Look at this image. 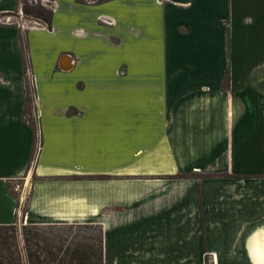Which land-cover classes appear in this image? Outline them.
I'll use <instances>...</instances> for the list:
<instances>
[{
	"label": "crops",
	"instance_id": "0c3cea01",
	"mask_svg": "<svg viewBox=\"0 0 264 264\" xmlns=\"http://www.w3.org/2000/svg\"><path fill=\"white\" fill-rule=\"evenodd\" d=\"M51 1L0 0V225L27 198L102 264L264 258V0Z\"/></svg>",
	"mask_w": 264,
	"mask_h": 264
},
{
	"label": "rangeland",
	"instance_id": "374dc122",
	"mask_svg": "<svg viewBox=\"0 0 264 264\" xmlns=\"http://www.w3.org/2000/svg\"><path fill=\"white\" fill-rule=\"evenodd\" d=\"M24 4L32 8V12H36L38 9H42L45 12H49L51 10V8H49L47 5H42L40 0L31 3H29L28 0H24ZM27 110L30 112L29 108ZM30 179H35V177L31 175L28 180ZM28 180L25 183L23 180L14 181L12 183L14 191L16 193L21 191L26 193L28 191L29 185ZM26 200L27 198L23 199L20 212L16 216L14 223L9 224L8 226H0V264H20L19 255L23 257V264H33L35 259L34 255L38 254L42 255L43 258L48 261L51 259V257L46 252H44L45 247L57 253L58 257L68 259L66 256H71L72 251H69V255H65L64 253L58 252L56 250L57 247L65 245L66 240L69 241L67 243V247L70 249L75 247V243H80L87 249H89V247L95 246V241H92L91 238L96 237L99 234L101 228L99 224L78 223L76 225L69 226H43L26 224L24 219H22V213L26 209ZM36 244L39 245L40 249L36 246ZM28 253L32 254V260H28L26 255ZM95 257L96 255L90 256L92 264H95L96 262ZM73 263L76 264V260H73Z\"/></svg>",
	"mask_w": 264,
	"mask_h": 264
},
{
	"label": "trees",
	"instance_id": "16d2710c",
	"mask_svg": "<svg viewBox=\"0 0 264 264\" xmlns=\"http://www.w3.org/2000/svg\"><path fill=\"white\" fill-rule=\"evenodd\" d=\"M23 11L25 13H35V15L37 17H40L41 19H43L46 23H48V19L50 16V12H45L42 9H38L36 12H32V8L26 6L25 4H23L22 7ZM28 96H27V102H28V108L29 107V102H30V90L28 87ZM64 225H76V224H64ZM0 226H8V225H0ZM53 226V225H50ZM92 241H95V246L94 247H89V249H87L86 247H83L84 245H81L80 243H75V247H73V249H70L69 247H67V243L69 242L68 240H66L65 245H61L60 247H57L56 250L58 252L64 253L65 255H69L70 252L72 251V255L71 256H66L68 257V259L65 258H60L58 257L57 253L53 252V250L51 249H47L46 247L44 248V252H46L51 259H49L48 261L45 260V258L40 257V255H34L35 259L33 264H74L73 260H76V264H92L91 262V255H96L95 259L96 262L95 264H102V232H101V228H100V232L96 237L91 238ZM36 246L40 249L39 245L36 244ZM38 252V251H37ZM28 257V260H32V254L28 253L26 254ZM22 256L19 255V263H22ZM30 263V262H29Z\"/></svg>",
	"mask_w": 264,
	"mask_h": 264
},
{
	"label": "built area",
	"instance_id": "2783aa9c",
	"mask_svg": "<svg viewBox=\"0 0 264 264\" xmlns=\"http://www.w3.org/2000/svg\"><path fill=\"white\" fill-rule=\"evenodd\" d=\"M87 2H95L97 0H85ZM29 3L31 2H37V0H28ZM40 3L42 5H47L49 8H52L53 7V3L51 0H40ZM101 20L105 23H111V20L110 19H107L106 17H101Z\"/></svg>",
	"mask_w": 264,
	"mask_h": 264
},
{
	"label": "bare ground",
	"instance_id": "6f19581e",
	"mask_svg": "<svg viewBox=\"0 0 264 264\" xmlns=\"http://www.w3.org/2000/svg\"><path fill=\"white\" fill-rule=\"evenodd\" d=\"M22 19H23V20H26L25 17H22ZM62 65L65 66V67L70 66V65L68 64V59H63V61H62Z\"/></svg>",
	"mask_w": 264,
	"mask_h": 264
},
{
	"label": "clouds",
	"instance_id": "9594fccd",
	"mask_svg": "<svg viewBox=\"0 0 264 264\" xmlns=\"http://www.w3.org/2000/svg\"><path fill=\"white\" fill-rule=\"evenodd\" d=\"M254 264H264V258L254 261Z\"/></svg>",
	"mask_w": 264,
	"mask_h": 264
}]
</instances>
